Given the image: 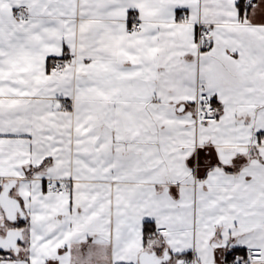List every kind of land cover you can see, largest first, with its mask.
Returning a JSON list of instances; mask_svg holds the SVG:
<instances>
[{
  "label": "snow or ice",
  "instance_id": "6c2138e0",
  "mask_svg": "<svg viewBox=\"0 0 264 264\" xmlns=\"http://www.w3.org/2000/svg\"><path fill=\"white\" fill-rule=\"evenodd\" d=\"M0 264H264V0H0Z\"/></svg>",
  "mask_w": 264,
  "mask_h": 264
}]
</instances>
